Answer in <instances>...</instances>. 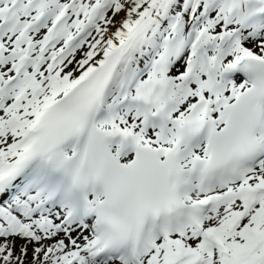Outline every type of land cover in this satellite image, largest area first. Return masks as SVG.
Segmentation results:
<instances>
[{
	"label": "snow or ice",
	"instance_id": "6c2138e0",
	"mask_svg": "<svg viewBox=\"0 0 264 264\" xmlns=\"http://www.w3.org/2000/svg\"><path fill=\"white\" fill-rule=\"evenodd\" d=\"M0 264H264V0H0Z\"/></svg>",
	"mask_w": 264,
	"mask_h": 264
},
{
	"label": "rangeland",
	"instance_id": "374dc122",
	"mask_svg": "<svg viewBox=\"0 0 264 264\" xmlns=\"http://www.w3.org/2000/svg\"><path fill=\"white\" fill-rule=\"evenodd\" d=\"M19 243V242H18Z\"/></svg>",
	"mask_w": 264,
	"mask_h": 264
}]
</instances>
